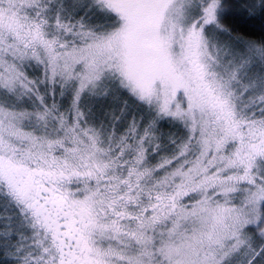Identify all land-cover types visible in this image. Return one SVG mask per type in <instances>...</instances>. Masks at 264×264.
I'll list each match as a JSON object with an SVG mask.
<instances>
[{"label":"snow or ice","instance_id":"1","mask_svg":"<svg viewBox=\"0 0 264 264\" xmlns=\"http://www.w3.org/2000/svg\"><path fill=\"white\" fill-rule=\"evenodd\" d=\"M0 264H264V0H0Z\"/></svg>","mask_w":264,"mask_h":264},{"label":"trees","instance_id":"2","mask_svg":"<svg viewBox=\"0 0 264 264\" xmlns=\"http://www.w3.org/2000/svg\"><path fill=\"white\" fill-rule=\"evenodd\" d=\"M229 22H230V21H229ZM236 22H237L238 24H240L242 27H245V28H249V29H251V28H256V29H258V28H259V25H258V24H252V23H247V24H246L244 21L239 20V19H237Z\"/></svg>","mask_w":264,"mask_h":264}]
</instances>
